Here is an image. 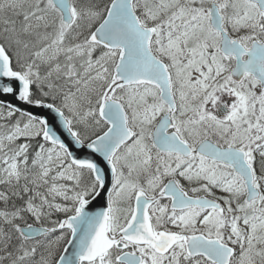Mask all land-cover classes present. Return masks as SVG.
Listing matches in <instances>:
<instances>
[{
    "label": "snow or ice",
    "instance_id": "1",
    "mask_svg": "<svg viewBox=\"0 0 264 264\" xmlns=\"http://www.w3.org/2000/svg\"><path fill=\"white\" fill-rule=\"evenodd\" d=\"M0 264H264V0H0Z\"/></svg>",
    "mask_w": 264,
    "mask_h": 264
}]
</instances>
